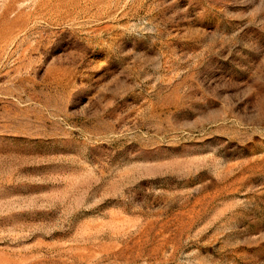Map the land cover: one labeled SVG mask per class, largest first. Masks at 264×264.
Wrapping results in <instances>:
<instances>
[{
	"label": "rangeland",
	"instance_id": "1",
	"mask_svg": "<svg viewBox=\"0 0 264 264\" xmlns=\"http://www.w3.org/2000/svg\"><path fill=\"white\" fill-rule=\"evenodd\" d=\"M0 264H264V0H0Z\"/></svg>",
	"mask_w": 264,
	"mask_h": 264
}]
</instances>
